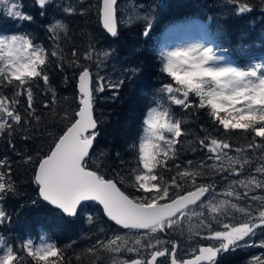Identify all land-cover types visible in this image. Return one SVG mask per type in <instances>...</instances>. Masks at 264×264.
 I'll return each instance as SVG.
<instances>
[{"label": "snow or ice", "instance_id": "snow-or-ice-1", "mask_svg": "<svg viewBox=\"0 0 264 264\" xmlns=\"http://www.w3.org/2000/svg\"><path fill=\"white\" fill-rule=\"evenodd\" d=\"M34 2L41 17L53 4L66 16L84 17L92 7L90 0ZM222 3L233 15L253 11L250 0ZM121 11L118 0H100L99 23L112 38L119 36ZM154 11L137 10L123 23L143 21L142 35L148 37ZM0 16L34 20L19 0H0ZM179 27H168L165 43ZM46 31L47 45L28 33L0 32V140L18 158L15 163L30 166L37 197L32 205L43 202L63 217L77 218L94 204L111 227H100L79 251L75 240L59 245L43 237L39 243L13 239L5 226L11 227L14 214L4 202L19 188L14 161L5 156L0 158V264H83L84 256L93 258L90 264H220L221 256L237 249H264V62L240 66L221 54L227 50L215 40L162 47L164 76L152 97L156 106L145 110L138 142L129 145L135 163L117 152V168L106 175L98 162L105 153L95 150L101 135L95 97L109 90L118 94L141 69L125 68L115 78L102 75L111 51L100 52L93 42L81 51L63 19ZM238 49L247 51L244 45ZM53 72L62 74L65 84L74 81L75 107L51 86ZM174 108L193 120L205 116L211 128L201 123L194 132ZM15 139L26 148L17 151ZM85 219L96 223L91 213ZM245 264H264V252L253 253Z\"/></svg>", "mask_w": 264, "mask_h": 264}, {"label": "trees", "instance_id": "trees-1", "mask_svg": "<svg viewBox=\"0 0 264 264\" xmlns=\"http://www.w3.org/2000/svg\"><path fill=\"white\" fill-rule=\"evenodd\" d=\"M127 1H119L121 10ZM19 2L22 4L23 13L34 17L33 22L13 21L0 16V32L28 33L37 43L47 45L50 41L46 26L56 19H63L74 34L75 45L81 51L88 42H93L100 52L111 51V56L104 61L102 75L115 78L125 68L139 67L141 69V72L133 79L126 80L118 94L109 90L98 93L95 97V114L100 121L101 133L95 150L97 154L105 153L103 156H98V162L106 175H111L117 168L119 163L115 159L117 152L130 164L135 163L133 151L130 150L129 145L138 142V136L141 134V119L145 115V110L156 106L152 97L163 82L164 76L159 71V51L165 46L164 37L168 33L169 26H180L179 29H186L194 25H206L208 31L200 29L202 35L205 39L209 37L210 41L215 40L219 47L227 50L221 54L230 56L240 66L264 62V6L261 5V0H250L253 11L243 16L230 13L231 6L223 5L222 0H136L140 6H145V12L155 7L150 35L148 37L142 35L143 21H134L131 25L124 24L123 19L127 16L121 11L118 14L121 16V25L117 38L110 37L99 23L100 0H90L92 7L84 17L66 16L54 4L49 5L45 16L41 17V9L34 0H19ZM55 2L65 4L70 0H55ZM140 8L144 12L142 7ZM218 30L221 33L219 36L216 35ZM242 34H245L243 38ZM238 45L246 46L247 51L242 52L238 49ZM70 46L66 43V50ZM50 80L58 96L69 98L66 105L71 104L75 107L74 81L70 79L68 84H65L62 74L58 72L51 73ZM173 111L177 118L187 120V127L192 128L194 132L196 126L201 123L205 128H211L210 121L203 115L193 120L175 108ZM235 139L239 140L240 137L236 136ZM14 142L17 151L26 148L25 143L19 139H15ZM41 147L47 151L48 145L44 143ZM185 155L187 158L191 157V153ZM5 156L14 161V175L18 179L19 188L18 195L11 196L4 202L9 213L14 214L11 227L5 226L6 232L14 234L13 239L18 235L21 240L31 238L37 242L43 237L55 240L59 245L75 240L77 243L74 248L79 251L81 247L90 245L95 239L93 233L98 232L100 227H104L106 231L110 230V224L106 223L104 218H100L97 206L94 204L85 207L77 218L63 217L57 210L43 202L32 205L31 201L37 197L35 185L30 183V166L15 163L18 158L9 145L0 140V158ZM123 187L126 191H133L126 185ZM90 213L96 217V223L93 225L86 223L85 217ZM68 251L71 253L72 250ZM261 252H264V249H237L221 256L220 264H245V261L251 259L253 253ZM100 255L108 256L106 253ZM92 259V257L84 256L83 264H90Z\"/></svg>", "mask_w": 264, "mask_h": 264}, {"label": "rangeland", "instance_id": "rangeland-1", "mask_svg": "<svg viewBox=\"0 0 264 264\" xmlns=\"http://www.w3.org/2000/svg\"><path fill=\"white\" fill-rule=\"evenodd\" d=\"M137 6H139V8H137ZM140 7H142L144 12H142ZM145 9H146L145 6H140L138 2L136 3V0H128L125 4V7L122 10V13L123 15H126L128 18L129 16L135 15L137 10L141 12L142 14L145 13ZM200 26L194 25L186 29L185 28L179 29L178 31L169 34L168 39L165 43V46L174 47L177 45H183V44H188V43L211 42L208 36H207L208 37L207 39L204 38V35H202L201 33ZM39 242L40 240L37 241V243Z\"/></svg>", "mask_w": 264, "mask_h": 264}, {"label": "water", "instance_id": "water-1", "mask_svg": "<svg viewBox=\"0 0 264 264\" xmlns=\"http://www.w3.org/2000/svg\"><path fill=\"white\" fill-rule=\"evenodd\" d=\"M120 0H118V2H119ZM102 26V25H101ZM103 28V27H102ZM105 31V30H104ZM109 35V34H108ZM110 36V35H109Z\"/></svg>", "mask_w": 264, "mask_h": 264}]
</instances>
